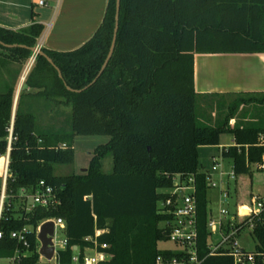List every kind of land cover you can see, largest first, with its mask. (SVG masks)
<instances>
[{
  "label": "trees",
  "instance_id": "trees-1",
  "mask_svg": "<svg viewBox=\"0 0 264 264\" xmlns=\"http://www.w3.org/2000/svg\"><path fill=\"white\" fill-rule=\"evenodd\" d=\"M115 0H108L106 13L94 35L70 52L41 48L24 85L36 74L37 94L51 104L71 106L67 127L38 128L31 112L20 108L19 96L11 125L14 87L0 92V157L5 156L11 128L8 176L0 218V260L18 250L15 264H39L37 228L47 219H61L66 239L56 260L69 264L74 247L80 253L93 244L107 253V264H154L157 245L167 241L161 223L167 216L159 202L169 197L161 190L173 187L176 175L193 176L197 202L198 249L201 264H233L227 255H209L207 222L208 188L198 161V149L219 144L230 134L233 145L222 152L231 160L236 175L249 172L246 163H258L264 147V93H243L229 109L253 104L261 108L252 120L238 121L228 111L214 125L201 124L194 91V54L264 53V0H120L119 26L113 54L99 78L108 54L114 27ZM44 27L33 23L13 31L0 27V64L4 56L20 64L31 56ZM21 46V47H20ZM81 90L74 92L67 90ZM53 115L51 120L55 122ZM63 115V114H62ZM221 119V118H219ZM52 122V123H53ZM77 135H106L109 140L91 153L85 172L54 175L56 164L73 162V140ZM64 148H61V146ZM112 156V170L102 171V160ZM53 188L58 203L25 212L21 191H36L39 182ZM22 199L23 205L15 207ZM27 230L28 249L10 237ZM251 235L255 251L264 255V212L254 221ZM256 264H264L257 259Z\"/></svg>",
  "mask_w": 264,
  "mask_h": 264
},
{
  "label": "built area",
  "instance_id": "built-area-1",
  "mask_svg": "<svg viewBox=\"0 0 264 264\" xmlns=\"http://www.w3.org/2000/svg\"><path fill=\"white\" fill-rule=\"evenodd\" d=\"M38 5H45L44 1H39ZM43 36H40L36 43L37 48H42ZM37 53H32L24 68L26 74L35 63ZM24 76L22 77V79ZM11 144V128L9 130L7 151L3 160V185L4 188L0 192V218L5 199V183L8 176L9 152ZM258 146L264 147V134L258 138ZM229 146H220V155L223 151H227ZM61 148H64L62 145ZM225 159V158H224ZM213 165L209 170L202 169L206 175V186L208 190H218V204L219 210L217 216H213L211 212L208 216L207 229L209 231L208 248L209 255H227L232 257L233 264H256L257 259H264V255L256 251H245L238 244L237 237L239 233L245 228L253 229V221L264 212V194L251 195L247 203L235 204V210L230 212L228 209V202L230 200L229 188H223V176L231 180L236 179L234 166L231 162L229 172H223L221 164L215 157L212 158ZM250 170L253 167L255 170L264 173V153L258 163H246ZM217 175L216 180L213 176ZM39 188L30 192L29 190H22V199L25 201L24 210L29 212L35 207L50 208L58 203V199L51 186L46 185L43 181L38 184ZM169 197L162 201L159 205V211L167 216V219L162 222V229L167 233V242L173 244L175 249H166L171 251V255L159 254L154 264H201L202 260L199 258L198 249V231H197V202L195 198V181L193 176L176 175L173 178V187L168 192ZM52 221L54 225V234L52 236V243L54 247L53 264H60L56 260L57 251L64 249L66 246L65 237L59 239L57 230L62 232L64 223L61 219H47ZM40 227V226H39ZM37 228V232L39 230ZM102 230L95 232V237L86 238L93 244L92 248H85L83 253H80L75 248V253L71 258L69 264H107L110 255L107 253L100 254L98 249H107L106 244H99L96 241V236L102 233ZM27 230L23 229L19 232H11L10 237L16 240L22 247L28 249L29 242L27 240ZM2 233L0 231V238ZM37 238V237H36ZM39 242V241H38ZM40 248V243H39ZM39 253V249H38ZM40 256V255H39ZM19 258L18 250L14 255L6 260V264H15ZM42 257L40 256V259ZM1 261V260H0ZM47 261V260H46ZM50 263L51 261H47Z\"/></svg>",
  "mask_w": 264,
  "mask_h": 264
},
{
  "label": "crops",
  "instance_id": "crops-1",
  "mask_svg": "<svg viewBox=\"0 0 264 264\" xmlns=\"http://www.w3.org/2000/svg\"><path fill=\"white\" fill-rule=\"evenodd\" d=\"M39 1H44L45 5H38ZM107 4L108 0H0V27L19 31L39 23L47 27L43 35V49L70 52L94 35L103 21ZM9 58L4 60V67L0 64V92L6 86L14 87L11 125L21 95V110L34 115L38 128L49 127L52 102L44 94L35 95L41 92L36 88V74L33 73L29 78L30 83L24 85L33 66L24 74L26 61L19 72H12L9 67L13 68L14 64L19 63ZM193 70L196 95L264 93V53L194 54ZM3 160L4 157H0V192L4 188ZM214 192L216 199L219 192Z\"/></svg>",
  "mask_w": 264,
  "mask_h": 264
},
{
  "label": "rangeland",
  "instance_id": "rangeland-1",
  "mask_svg": "<svg viewBox=\"0 0 264 264\" xmlns=\"http://www.w3.org/2000/svg\"><path fill=\"white\" fill-rule=\"evenodd\" d=\"M47 27L44 28V31L41 36L46 34ZM8 56L2 57V59H8ZM10 59V58H9ZM19 63V62H18ZM22 64H14L13 68L9 67L12 72L21 70ZM4 67V64L2 65ZM6 68V67H5ZM8 69V70H9ZM9 70V71H10ZM5 71V70H4ZM23 75L21 74V77ZM245 97L243 95H227V96H202L197 95V103L199 105L200 112L202 117H200L201 124L205 125H214L222 120L224 114H227L228 111L233 113L234 116L228 121L230 126L238 124V121L241 122L252 120L257 113H262L261 108L257 107L254 111L253 104H244L240 105L235 109H229V105H233L235 101H238L239 98ZM51 117L54 115L60 116L56 117L55 122H51L50 127L58 124L61 129L67 127V119L71 114V106H61L51 104ZM264 111V103L262 106ZM63 114V115H62ZM221 118V119H219ZM109 140V136L106 135H77L73 140V162L70 164H56L53 167L54 175H69V174H78L87 169L89 165V160L93 150L102 144H105ZM233 145V137L230 134H223L220 136L219 144L215 146H202L198 149V161L202 166V169L209 170L213 165L212 158L215 157L217 161L221 164V169L223 172H229L231 167V162L228 159H224L220 155V146H231ZM112 170V156L109 154L102 160V171L109 173ZM214 179H218L217 175L213 176ZM223 179V188H229L230 190V200L228 202V209L230 212L235 210V204L237 203H247L251 195H262L264 194V173L255 170L253 167L249 170L248 173L243 175H237L235 180H231L226 176L222 177ZM218 190H208V209L213 216H217L219 210L218 198H214L215 192ZM162 193L170 192L169 189L161 190ZM161 202H159L160 205ZM20 204L23 205L22 199H19L15 202V207L18 208ZM162 227V224H160ZM57 236L59 239L63 238V233L60 230H57ZM238 244L245 251H255L256 241L250 233L249 228L242 230L237 237ZM159 250L166 249H175V246L169 242H160L157 245ZM54 260H51L48 263L44 258L40 259L39 264H53ZM0 264H6L5 261L1 260Z\"/></svg>",
  "mask_w": 264,
  "mask_h": 264
},
{
  "label": "water",
  "instance_id": "water-1",
  "mask_svg": "<svg viewBox=\"0 0 264 264\" xmlns=\"http://www.w3.org/2000/svg\"><path fill=\"white\" fill-rule=\"evenodd\" d=\"M119 10H120V0H115L113 35H112V40H111V44H110L108 54L106 56V59H105L103 65L101 66V69L97 73L96 77L91 81V83H89L83 89H85L88 86H90L91 84H93L99 78V76L102 74L103 70L107 66L108 61L110 60V58L113 54L115 44H116L118 26H119ZM0 44L2 46H4L5 48H8V49L17 47V45H7V44H3L2 42H0ZM30 52H31V54L37 53V55H41V56L45 57L46 60L48 61V63H50L51 65L54 66L52 60L46 54H44V52L41 50V48L39 49L36 46H34V47L30 48ZM54 67L58 73V76L61 78L62 76H61L60 70L56 66H54ZM66 88H67V90L74 91V92H80L81 90H83V89L72 90L69 87H66ZM85 171H86V169L83 170V172H85ZM53 234H54V225H53L52 221H47V222L43 223L42 225H40L39 230L37 232V240L40 243L39 255L47 261H51L54 257V247H53V243H52ZM74 250H75V248H74Z\"/></svg>",
  "mask_w": 264,
  "mask_h": 264
}]
</instances>
